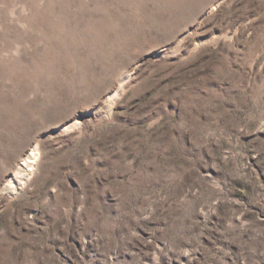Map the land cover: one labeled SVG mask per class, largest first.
<instances>
[{"label": "rangeland", "instance_id": "obj_1", "mask_svg": "<svg viewBox=\"0 0 264 264\" xmlns=\"http://www.w3.org/2000/svg\"><path fill=\"white\" fill-rule=\"evenodd\" d=\"M0 264H264V0H0Z\"/></svg>", "mask_w": 264, "mask_h": 264}, {"label": "bare ground", "instance_id": "obj_2", "mask_svg": "<svg viewBox=\"0 0 264 264\" xmlns=\"http://www.w3.org/2000/svg\"><path fill=\"white\" fill-rule=\"evenodd\" d=\"M35 151H30L26 157L21 161V163L19 164L18 170L21 171H27L31 168L32 163L34 161L35 158ZM11 190H13V186L9 187Z\"/></svg>", "mask_w": 264, "mask_h": 264}]
</instances>
